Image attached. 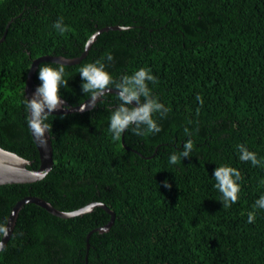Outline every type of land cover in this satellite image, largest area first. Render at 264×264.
I'll list each match as a JSON object with an SVG mask.
<instances>
[{"label": "trees", "instance_id": "obj_1", "mask_svg": "<svg viewBox=\"0 0 264 264\" xmlns=\"http://www.w3.org/2000/svg\"><path fill=\"white\" fill-rule=\"evenodd\" d=\"M61 18L63 34L54 27ZM105 27L79 61L63 64L61 98L76 106L90 97L79 69L97 60L116 82L149 69L151 94L167 109L153 117L161 131L129 127L114 140L115 92L82 111L51 113L52 168L34 182L0 185V228L30 195L60 211L99 202L113 222L97 230L110 219L98 205L62 218L26 203L0 264H264V209L255 203L264 196V0H0V147L38 168L24 94L32 60L78 57ZM48 64L61 63L39 62L37 87ZM188 139L189 157L170 164ZM240 145L259 163L241 161ZM223 165L241 174L229 207L214 187Z\"/></svg>", "mask_w": 264, "mask_h": 264}, {"label": "clouds", "instance_id": "obj_2", "mask_svg": "<svg viewBox=\"0 0 264 264\" xmlns=\"http://www.w3.org/2000/svg\"><path fill=\"white\" fill-rule=\"evenodd\" d=\"M54 27L59 29L61 34L67 31L62 18L54 24ZM107 58L108 60L112 59L111 55ZM79 74L84 81L81 85L82 91L85 94H90L92 100L96 101L106 93L111 92L110 85H115L118 90L117 96L120 103L112 112L109 125L114 140L119 141L121 134L129 127H132L137 135H148L161 131L153 117L157 113L164 115L167 109L151 94L148 82L155 83L156 78L151 75L149 69L141 68L133 75H125L119 82H116L113 80L112 75L106 71L105 63L97 60L82 66L79 69ZM65 75L63 64L56 67L50 64L40 66L38 78L42 83L37 87L33 81L34 86L37 88L32 98L25 100V109L29 113L27 123L36 137H44L46 131H51V125L47 121L53 111L62 107L60 89L68 84ZM197 99L203 104L200 97H197ZM133 101H135L136 106H132ZM185 133L190 135L188 129H185ZM193 147V141L188 139L183 144L182 151L173 152L170 155L169 163L179 164L182 159L189 157ZM239 150L241 161H251L253 165L259 163L254 152L248 151L243 145L239 146ZM213 178L216 181L214 187L222 194L223 206L229 207L231 204L236 203L240 192V184L238 183L241 179L240 172L236 168L223 165L216 167ZM165 186H168L167 182H165ZM255 203L258 208L264 209V196H261ZM254 220V213L249 212L248 222L253 223ZM0 232L7 234L4 228H0Z\"/></svg>", "mask_w": 264, "mask_h": 264}, {"label": "water", "instance_id": "obj_3", "mask_svg": "<svg viewBox=\"0 0 264 264\" xmlns=\"http://www.w3.org/2000/svg\"><path fill=\"white\" fill-rule=\"evenodd\" d=\"M108 29H110V27H105L91 34V36L86 42L83 52L78 57L63 58L60 56L43 55V56H39L38 58L32 60L30 69L27 73V77L25 80V85H24V94H25L26 99L30 100L32 98L33 93L35 92L37 88L33 84V74L39 62L51 61V62H56V63H61V64H73L79 61V59L86 54L90 43L94 40L96 35L99 32L108 30ZM111 92H115L118 94V90L116 88L115 89L111 88ZM61 100H62V107L58 108L52 113L82 111V110L87 109L95 101V100H92L90 96L89 98L81 102L80 104L73 106V105H68L63 98H61ZM133 105L136 106L135 101H133ZM28 116H29V113H28ZM29 129H30V134L32 136V139L38 151V158H39L38 168L36 169L28 168L27 166L30 164L29 160L22 158L21 156L17 155L14 152L8 151L0 147V185L1 184L34 182V181L42 179L52 168V165H53L52 145H51V140H50L48 131L45 132L44 137H36L33 134L32 129L30 127ZM122 144H123V139H122ZM26 203H33L35 205H38L41 208L48 211L49 213L55 216H58V217H62V218L73 217L75 215L88 212L97 205L101 206L110 215V219L104 226L97 228V230H99L100 232L106 231L109 228V226L112 224L113 218H114V212L111 209H109L106 205L99 203V202H90L72 211H60L57 208H55L50 202L40 197L31 196V195L25 196L21 198L20 200H18L13 205V207L11 208L8 214L5 227H4L7 234L5 235V233L3 232L0 238V250L6 245L11 235L18 211Z\"/></svg>", "mask_w": 264, "mask_h": 264}]
</instances>
